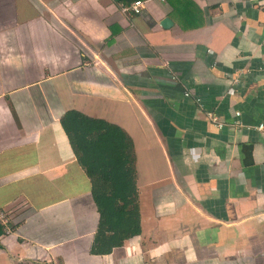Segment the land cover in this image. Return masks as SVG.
Segmentation results:
<instances>
[{"label":"crops","instance_id":"1","mask_svg":"<svg viewBox=\"0 0 264 264\" xmlns=\"http://www.w3.org/2000/svg\"><path fill=\"white\" fill-rule=\"evenodd\" d=\"M190 1L183 30L167 0H0V264H264V0ZM71 110L133 145L140 233L108 255Z\"/></svg>","mask_w":264,"mask_h":264},{"label":"trees","instance_id":"2","mask_svg":"<svg viewBox=\"0 0 264 264\" xmlns=\"http://www.w3.org/2000/svg\"><path fill=\"white\" fill-rule=\"evenodd\" d=\"M185 25L194 29V7L190 0H167ZM60 124L78 165L90 182V193L99 219L90 247L91 255H108L129 238L139 235V209L133 145L118 126L101 119L67 111ZM4 233L0 226V235Z\"/></svg>","mask_w":264,"mask_h":264},{"label":"built area","instance_id":"3","mask_svg":"<svg viewBox=\"0 0 264 264\" xmlns=\"http://www.w3.org/2000/svg\"><path fill=\"white\" fill-rule=\"evenodd\" d=\"M141 6H142V3H141L140 1H135V2H133L132 5H131V10H132L133 12L137 13V12H139ZM172 78H174V77H172ZM230 92L233 93L234 91L231 89ZM184 95H185L186 97L189 96V94H188L187 92H185ZM198 101H199V100L196 99V102H197V103H198ZM235 115H236V116H239V113L236 112ZM207 117H208L212 122H214L215 126H217L218 128H221V127L224 125L222 122H217V120H216L214 117H212V115H211L210 113L207 114ZM258 128H259V129H263L264 126H263V125H260ZM7 223H8V214H7L4 210H1V209H0V225H1L3 228H6Z\"/></svg>","mask_w":264,"mask_h":264},{"label":"water","instance_id":"4","mask_svg":"<svg viewBox=\"0 0 264 264\" xmlns=\"http://www.w3.org/2000/svg\"><path fill=\"white\" fill-rule=\"evenodd\" d=\"M160 25L163 29H168L172 26V22L169 18H164L161 22Z\"/></svg>","mask_w":264,"mask_h":264}]
</instances>
